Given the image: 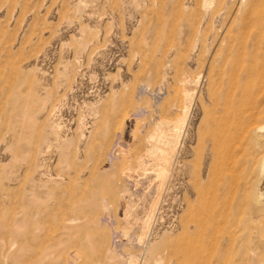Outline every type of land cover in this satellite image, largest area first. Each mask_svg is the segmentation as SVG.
Returning a JSON list of instances; mask_svg holds the SVG:
<instances>
[{"label":"rangeland","instance_id":"374dc122","mask_svg":"<svg viewBox=\"0 0 264 264\" xmlns=\"http://www.w3.org/2000/svg\"><path fill=\"white\" fill-rule=\"evenodd\" d=\"M254 65L264 0H0V264H264Z\"/></svg>","mask_w":264,"mask_h":264},{"label":"bare ground","instance_id":"6f19581e","mask_svg":"<svg viewBox=\"0 0 264 264\" xmlns=\"http://www.w3.org/2000/svg\"><path fill=\"white\" fill-rule=\"evenodd\" d=\"M224 27V26H223ZM225 30V29H224ZM223 31V30H222ZM225 32V31H223ZM223 34V33H222ZM225 34V33H224ZM221 36V35H220ZM225 36V35H224ZM223 36V37H224ZM227 38V36L225 37ZM223 40V39H222ZM223 41H226V40H223ZM262 41V40H261ZM225 44V43H224ZM242 45V44H241ZM245 45V44H244ZM222 46V45H221ZM230 46V45H229ZM223 47V46H222ZM232 47V46H231ZM235 47V46H234ZM237 47V46H236ZM245 47V46H244ZM240 48V46H239ZM221 49V48H220ZM235 49V48H234ZM230 50V49H229ZM249 51V50H248ZM247 51V52H248ZM232 52V51H231ZM227 53V52H226ZM234 52H232L233 54ZM236 53V52H235ZM234 53V54H235ZM242 53V52H241ZM226 56V55H225ZM237 56V55H236ZM243 56V55H242ZM229 57V56H228ZM234 57V56H233ZM223 60V59H222ZM225 60V59H224ZM235 62V61H234ZM232 64V63H231ZM230 64V65H231ZM242 65V64H241ZM232 69H233V66H231ZM258 66L257 65H254V66H250L247 68V75H248V88L246 90H244L243 92V95L244 97L246 98V104L243 106V109H240L238 112V120H240V123H242V126H241V129L244 130V131H247V133H249L250 135H254L255 137H258L257 140H259V138H261L263 136L262 133H264V125L262 123L263 121V118H264V115H262V106L260 107V102L259 100L257 99H253V100H250L248 98V96H251L253 95L255 92L259 91L261 88L263 89L264 88V74L261 76L260 74H258ZM231 70V69H230ZM233 71V70H232ZM237 72V71H236ZM242 73V71H241ZM233 74V73H232ZM234 76V75H233ZM245 76V75H244ZM241 78V77H240ZM246 79V78H244ZM243 79V80H244ZM242 82V81H241ZM243 83V82H242ZM241 83V85H243ZM232 84V83H231ZM245 84V82H244ZM244 86V85H243ZM232 87V86H231ZM237 87V86H235ZM239 88H240V85H239ZM221 91V90H220ZM240 91V90H239ZM223 92V91H221ZM241 92V91H240ZM263 92H264V89H263ZM241 95V94H240ZM254 97V96H253ZM260 97V96H259ZM242 98V97H241ZM257 98V97H256ZM264 99V98H263ZM240 101V100H239ZM242 104V103H241ZM240 104V105H241ZM228 105V104H227ZM230 110V109H229ZM236 111V110H235ZM235 112V113H237ZM210 114V113H209ZM243 114H246L248 116V119H244V116ZM209 116V115H208ZM263 116V118H262ZM235 119V118H234ZM245 120V121H244ZM234 128V127H233ZM229 131L228 130V134H229ZM244 133V132H243ZM227 135V134H226ZM247 135V134H246ZM249 135V136H250ZM212 136V135H211ZM248 136V137H249ZM216 137V136H215ZM254 137V138H255ZM253 138V139H254ZM229 140V139H228ZM215 141V140H214ZM251 141V140H250ZM255 142V141H254ZM224 143V141H223ZM252 143V142H251ZM259 144V141L255 142V145H258ZM219 145V144H218ZM220 146V145H219ZM253 146V144H252ZM264 146V144H263ZM218 147V146H217ZM225 147V145H224ZM261 147V146H260ZM212 149V148H211ZM217 149V148H216ZM214 150V149H213ZM219 150V149H218ZM263 158L261 159L262 162H264V156H262ZM259 169L261 170L262 169V164L260 165ZM254 202H257V199L254 200ZM190 211V210H189ZM193 213V212H192ZM191 213V214H192ZM189 215V214H188ZM186 216V215H185ZM181 220H182V217H181ZM193 221V220H192ZM195 221V220H194ZM198 221V220H197ZM187 222V220H186ZM180 225H183L181 228H183V235H188L186 234V232H188L187 230V227L185 226V224L181 223ZM187 230V231H186ZM184 245V244H183ZM185 246H189L188 245V241H185ZM187 248V247H186Z\"/></svg>","mask_w":264,"mask_h":264}]
</instances>
